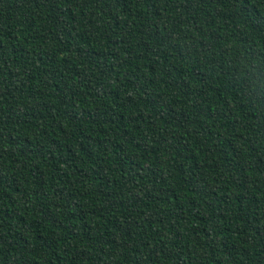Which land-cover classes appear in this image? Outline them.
I'll return each instance as SVG.
<instances>
[{"label": "trees", "instance_id": "trees-1", "mask_svg": "<svg viewBox=\"0 0 264 264\" xmlns=\"http://www.w3.org/2000/svg\"><path fill=\"white\" fill-rule=\"evenodd\" d=\"M0 264H264V0H0Z\"/></svg>", "mask_w": 264, "mask_h": 264}]
</instances>
